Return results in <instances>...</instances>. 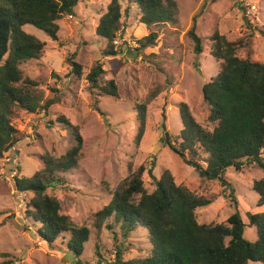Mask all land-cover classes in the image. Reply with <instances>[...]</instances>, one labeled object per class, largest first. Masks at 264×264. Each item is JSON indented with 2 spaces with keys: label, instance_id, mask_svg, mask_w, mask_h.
Segmentation results:
<instances>
[{
  "label": "rangeland",
  "instance_id": "rangeland-1",
  "mask_svg": "<svg viewBox=\"0 0 264 264\" xmlns=\"http://www.w3.org/2000/svg\"><path fill=\"white\" fill-rule=\"evenodd\" d=\"M175 1L176 23L163 26L155 44L141 52L136 50L137 40L146 35L147 28L139 21L134 5L121 19L114 41L115 55L103 54L105 41L95 34L109 0L78 2L71 15L57 21L56 40L32 25L23 26L45 45L40 59L23 61L20 68L24 76L39 82L45 98H54L55 102L47 114L18 110L11 119L21 139L0 158V264H75L73 253L67 251L66 238L46 243L37 235L36 225L25 219V205L32 193L18 192L13 181V176H30L39 170L44 152L59 156L73 144L70 133L57 121L59 116L78 126L82 148L78 168L63 173L65 183L49 187L46 192L59 200L61 212L75 224L90 228L89 239L78 257L80 264L113 262L117 249L125 260L144 256L150 247L143 228L124 236L118 226L106 225L110 219L98 227L94 224L95 213L108 203L109 192L128 173V162L132 168L145 166L142 179L148 192L154 189L147 174L152 167L155 177L168 169L175 183L211 199V204L196 210L200 223L224 222L238 212L246 224L244 238H256V229L248 225L245 213L261 210L255 205L258 195L251 184L254 179L264 178V169L253 162L244 163L240 171L229 167L225 178L231 183V191L218 180L199 176L191 157L205 164V153L199 150L191 156L186 151L181 157L163 137L166 132L177 146L178 141L173 142L172 137L182 128L178 112L182 101L201 125L212 128L201 87L219 69V61L210 55L209 38L214 32L243 44L237 46V56L264 62V35L260 32L264 28V0ZM245 2L256 4L254 15L245 13ZM194 15L203 43L198 55L186 34ZM73 53L72 60L81 65L80 76L72 73L67 61ZM95 62L105 70L103 80L115 81L116 97L87 90L85 74ZM156 89L158 93L147 102L144 133L136 148L135 103L144 102Z\"/></svg>",
  "mask_w": 264,
  "mask_h": 264
},
{
  "label": "trees",
  "instance_id": "trees-1",
  "mask_svg": "<svg viewBox=\"0 0 264 264\" xmlns=\"http://www.w3.org/2000/svg\"><path fill=\"white\" fill-rule=\"evenodd\" d=\"M80 1L0 0V158L21 139L19 130L11 124L16 112L47 114L55 102L54 98H45L39 82L24 76L20 68L23 61L40 59L45 45L24 31L23 26L32 25L56 40L57 21L71 15ZM133 5L139 21L147 28L146 35L137 40L138 52L155 44L163 26L177 21L175 0H109L95 27V34L105 41L104 55L116 54L114 41L121 19L128 16ZM195 17L192 16L186 34L198 55L203 51V43L196 31ZM260 30L264 35V28ZM209 39L210 55L219 61V69L203 83L201 93L209 106L207 120L212 128L201 125L182 101L178 104L182 128L172 137L178 144L172 143L166 132L163 139L181 157L186 151L191 156L199 150L205 153V164L191 157L199 176L218 180L232 191L231 183L225 178L229 167L240 171L244 163L253 162L264 169V62L237 56V46L243 44L230 41L223 34L214 32ZM73 55L67 61L72 73L80 76L81 65L72 60ZM104 73L101 63L95 62L85 74L87 90L116 97L117 85L113 79L103 80ZM158 91L151 90L144 102L135 103L136 148L144 133L147 102ZM57 119L72 136L73 144L59 156L44 152L39 170L30 176H13V181L18 192L32 193L24 213L25 219L36 225L37 235L46 243L58 237L66 238L67 251L73 253L75 264H80L78 257L89 239L90 228L75 224L61 212L59 200L46 192L49 187L65 183L63 173L78 168L82 148L78 126L64 116ZM127 169L128 173L109 192L108 203L95 213L94 224L98 227L110 219L106 225L118 226L124 236L143 228L150 247L144 256L127 260L117 249L113 262L109 260L106 264H264V178L254 179L251 184L258 195L255 205L261 210L245 213L248 225L256 229V238L249 241L243 236L246 224L238 212H233L224 222L200 223L197 208L208 206L212 200L175 183L168 169L159 177L154 176L152 167L147 169L154 185L151 192L144 186L143 164L132 168L128 162Z\"/></svg>",
  "mask_w": 264,
  "mask_h": 264
},
{
  "label": "built area",
  "instance_id": "built-area-1",
  "mask_svg": "<svg viewBox=\"0 0 264 264\" xmlns=\"http://www.w3.org/2000/svg\"><path fill=\"white\" fill-rule=\"evenodd\" d=\"M243 5L245 7V13L248 16L254 15V12H256V4L250 3V2H245Z\"/></svg>",
  "mask_w": 264,
  "mask_h": 264
},
{
  "label": "water",
  "instance_id": "water-1",
  "mask_svg": "<svg viewBox=\"0 0 264 264\" xmlns=\"http://www.w3.org/2000/svg\"><path fill=\"white\" fill-rule=\"evenodd\" d=\"M187 163H188V164H191V162H190V161H187Z\"/></svg>",
  "mask_w": 264,
  "mask_h": 264
}]
</instances>
